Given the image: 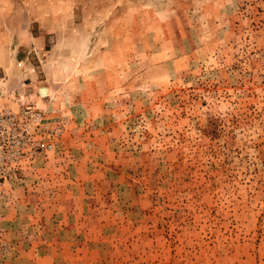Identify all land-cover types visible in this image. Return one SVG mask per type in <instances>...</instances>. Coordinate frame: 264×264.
<instances>
[{"label": "rangeland", "instance_id": "rangeland-1", "mask_svg": "<svg viewBox=\"0 0 264 264\" xmlns=\"http://www.w3.org/2000/svg\"><path fill=\"white\" fill-rule=\"evenodd\" d=\"M0 81L61 131L4 191L75 209L0 259L264 264V0H0Z\"/></svg>", "mask_w": 264, "mask_h": 264}, {"label": "built area", "instance_id": "built-area-1", "mask_svg": "<svg viewBox=\"0 0 264 264\" xmlns=\"http://www.w3.org/2000/svg\"><path fill=\"white\" fill-rule=\"evenodd\" d=\"M13 107L0 104V200L8 199L3 186L24 158L45 152L58 142V126L48 127L42 111L30 106L22 94L10 95Z\"/></svg>", "mask_w": 264, "mask_h": 264}, {"label": "crops", "instance_id": "crops-1", "mask_svg": "<svg viewBox=\"0 0 264 264\" xmlns=\"http://www.w3.org/2000/svg\"><path fill=\"white\" fill-rule=\"evenodd\" d=\"M7 62H11V60H7ZM11 64L13 65V63ZM15 66L16 69L13 71L11 70V79L12 81H14L15 85L13 89H19L22 91L25 88L29 87L24 79L26 77L33 79V75L31 76V73L29 71H23L17 65ZM4 73L6 74L7 71L4 70ZM4 90L0 91V101H2L1 97H3L2 95L4 94ZM22 172H24L25 175L29 173L25 170ZM23 187L18 186L17 184L11 185V188L8 190L9 196L6 200V203H4L3 206H0V237L8 240V242L13 246L15 243L12 242V239L19 238L21 235H23V232L32 231L33 233L36 232L39 235L43 234V231H45L44 227L46 223L51 222V220L53 223L57 221V227H60L59 220L72 219L75 210L74 206V210L63 213L61 212V204H51L50 207L56 209L58 208L57 212L54 213V215H52L51 212L44 215L46 211H42V209L44 208L41 203L42 201L36 200L33 201V203L26 201L23 196L25 193ZM9 254L10 257L8 256L7 260H5V254L3 255L4 259H2L3 257L0 259V264H8L9 262L11 263V257H13V260H16L21 255H15V253Z\"/></svg>", "mask_w": 264, "mask_h": 264}, {"label": "bare ground", "instance_id": "bare-ground-1", "mask_svg": "<svg viewBox=\"0 0 264 264\" xmlns=\"http://www.w3.org/2000/svg\"><path fill=\"white\" fill-rule=\"evenodd\" d=\"M42 92H44V93H42ZM46 92H47L46 87L40 88V90H39L40 95H43V96L46 94Z\"/></svg>", "mask_w": 264, "mask_h": 264}]
</instances>
